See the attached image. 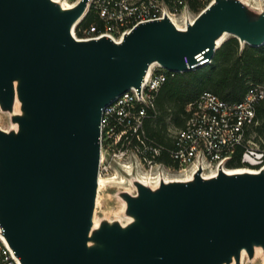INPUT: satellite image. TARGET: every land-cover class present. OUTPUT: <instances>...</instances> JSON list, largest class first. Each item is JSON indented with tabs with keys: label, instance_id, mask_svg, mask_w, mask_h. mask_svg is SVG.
<instances>
[{
	"label": "water",
	"instance_id": "water-1",
	"mask_svg": "<svg viewBox=\"0 0 264 264\" xmlns=\"http://www.w3.org/2000/svg\"><path fill=\"white\" fill-rule=\"evenodd\" d=\"M89 0H0V234L21 264H264V170L109 187L98 217L106 107L151 68L210 65L228 39L264 46V7L215 0L185 27L140 24L120 42L75 35ZM109 199V198H108ZM98 217V223L95 217ZM259 253V254H257Z\"/></svg>",
	"mask_w": 264,
	"mask_h": 264
},
{
	"label": "built area",
	"instance_id": "built-area-1",
	"mask_svg": "<svg viewBox=\"0 0 264 264\" xmlns=\"http://www.w3.org/2000/svg\"><path fill=\"white\" fill-rule=\"evenodd\" d=\"M61 1L74 7L82 0ZM214 2L89 0L83 20L90 15L95 22L82 28L81 39L107 37L120 42L140 24L165 18L183 28L187 19L193 22ZM193 4L202 10L194 12ZM177 74L153 66L140 90L131 89L104 109L99 177L107 179V185L125 184L123 172L133 170L139 179L151 183L159 182L161 177L184 179L186 171L193 173L200 166L206 171H217L220 166L228 170L229 162L239 153L243 168L264 170L263 140L253 131L259 124L257 106L264 99V85H253L243 100L236 103L204 91L187 104L185 127L170 126L161 138L148 133L146 122L156 124L160 115L158 95L167 81ZM0 264H21L1 236Z\"/></svg>",
	"mask_w": 264,
	"mask_h": 264
},
{
	"label": "trees",
	"instance_id": "trees-1",
	"mask_svg": "<svg viewBox=\"0 0 264 264\" xmlns=\"http://www.w3.org/2000/svg\"><path fill=\"white\" fill-rule=\"evenodd\" d=\"M192 10L199 13L202 7L193 4ZM93 22L95 19L88 15L76 28L77 36L82 38V28ZM253 85H264V46L242 47L237 38L230 37L217 50L210 65L177 74L167 81L157 98L158 123L165 121V128L172 122L180 125L187 104L204 91L214 93L223 101L236 103L243 100ZM257 120L259 124L253 131L263 140L264 149V99L257 106ZM228 168H243L240 153L229 162Z\"/></svg>",
	"mask_w": 264,
	"mask_h": 264
},
{
	"label": "rangeland",
	"instance_id": "rangeland-1",
	"mask_svg": "<svg viewBox=\"0 0 264 264\" xmlns=\"http://www.w3.org/2000/svg\"><path fill=\"white\" fill-rule=\"evenodd\" d=\"M262 3L264 6V0L262 1ZM76 35H77V32H76ZM230 37L232 36H228V38ZM0 127L5 128V129L9 127V121H8L7 116L2 114L1 112H0ZM209 173H215V171L209 170ZM120 210H121V204L118 201L111 200L110 198L108 199V197H104L101 200V206H100V209L98 210L97 215L98 217L107 216V217L112 218L116 216L120 212ZM244 264H263V257L258 256L253 262H249V263L247 260H245Z\"/></svg>",
	"mask_w": 264,
	"mask_h": 264
},
{
	"label": "bare ground",
	"instance_id": "bare-ground-1",
	"mask_svg": "<svg viewBox=\"0 0 264 264\" xmlns=\"http://www.w3.org/2000/svg\"><path fill=\"white\" fill-rule=\"evenodd\" d=\"M263 0H256V2H254V5L258 8H261L263 9V3H262ZM249 2V1H247ZM155 66H160V65H155ZM212 171H215V170H212ZM228 173H242V172H251V173H256L258 172L257 170H254V169H250V168H241V169H234V170H231V169H228L226 170ZM217 171H215V173H209V170L206 172V175L207 177H211V176H214L216 175ZM192 177V173L188 170L186 171L185 173V178L183 180H188ZM107 179L103 178V177H99V185H100V195H99V198H98V210L100 209V206H101V200L104 198V197H108L111 199V196H110V193H109V187L110 185H107ZM124 182V181H123ZM112 186V185H111ZM123 204L121 205V210L123 209ZM98 213V212H97ZM95 221L96 223H98V217L96 216L95 217ZM1 236V234H0ZM1 239L4 241V243H6L8 245V243L6 242V240L4 239L3 236H1ZM259 254V253H257Z\"/></svg>",
	"mask_w": 264,
	"mask_h": 264
},
{
	"label": "crops",
	"instance_id": "crops-1",
	"mask_svg": "<svg viewBox=\"0 0 264 264\" xmlns=\"http://www.w3.org/2000/svg\"><path fill=\"white\" fill-rule=\"evenodd\" d=\"M187 118H188V115L186 114V108H185V114H183V116L180 120V125H177L175 122L174 123L172 122V124H170L169 126H166V128L170 127V126L183 128L186 125ZM164 122H159V123L157 122L156 124H153L151 122H146L145 126H146V129H147L149 134L155 135V136H158L159 138H161V137H163V132L166 130V128L164 127L165 126Z\"/></svg>",
	"mask_w": 264,
	"mask_h": 264
}]
</instances>
